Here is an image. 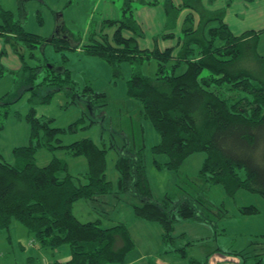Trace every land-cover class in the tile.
I'll use <instances>...</instances> for the list:
<instances>
[{
    "label": "trees",
    "instance_id": "obj_1",
    "mask_svg": "<svg viewBox=\"0 0 264 264\" xmlns=\"http://www.w3.org/2000/svg\"><path fill=\"white\" fill-rule=\"evenodd\" d=\"M178 11L171 0H166L169 19H175ZM201 14L196 28L192 15L185 17L182 36L174 46L140 48L138 39L143 37V30L127 0L121 18L91 23L82 49L86 56L99 58L114 70L121 64L133 69L126 81V97L139 104L141 120L148 122L159 137L150 151L166 160L161 163L154 159L156 168L176 173L189 156L202 153L204 159L195 178L209 186H220L230 197L244 190L264 199V55L256 52L258 35L264 30L234 35L223 21V9ZM3 17L0 37L11 36L15 42L22 43L29 58L35 57V49L47 45H53L55 51L72 49L64 38H41L24 31L20 22L12 21L9 12H3ZM173 36L161 34L163 39ZM251 50L262 64L263 72L259 76L244 68H231L246 53L252 54ZM20 59L23 65L15 73V81L26 91H33L25 116L30 134L27 145L13 149V163H7L0 154V229L7 230L16 222L33 236L39 249L53 251L68 247L69 260H53L48 264H125L127 254L135 248L126 224L119 222L104 227L100 220L81 222L73 213V205L79 200L93 202L116 192L118 198L128 195L135 219L160 226L164 248L187 257L183 249L172 246V232L177 220L200 216L198 200L184 195L168 210L162 200L167 198L171 203L174 195L166 193V197L154 198L145 173L143 149L134 157L124 154L117 158L114 168L118 177L116 184H112L106 176V155L112 146H99L90 138L67 145L61 143L59 137L76 132L82 118L59 128L51 125L52 118L35 114L34 105L48 103L56 92L66 90L76 96L73 82L66 76L67 70L62 68L65 75L61 76L53 65L43 62L32 67L26 65L24 55ZM150 61L156 63L151 77L139 70ZM37 69H44L47 74L33 87L30 83ZM6 72L0 64V80ZM42 86L50 87L51 91L37 97L35 88ZM2 127L0 122V133ZM41 148L60 149L69 157L84 158L86 172L75 177L69 173L67 163L56 157L39 166L35 154ZM239 211L242 215L258 213L255 206L240 207ZM118 242L121 244L117 245ZM253 259V264L263 262L262 255ZM187 264L206 262L189 258Z\"/></svg>",
    "mask_w": 264,
    "mask_h": 264
},
{
    "label": "rangeland",
    "instance_id": "obj_2",
    "mask_svg": "<svg viewBox=\"0 0 264 264\" xmlns=\"http://www.w3.org/2000/svg\"><path fill=\"white\" fill-rule=\"evenodd\" d=\"M126 1L0 0V24L5 19L3 12H9L12 21L20 22L24 31L41 38L52 36L64 38L67 40V45L72 47V49L62 48L60 51H55L53 45H47L43 49H35V57L29 58L22 43L15 42L11 36L0 38V64L7 70L0 80V122L3 126L0 133V154L3 160L13 163V149L27 145L29 142L30 127L25 121V116L30 109L29 99L33 91H26L18 81H15L17 79L15 73L23 65L20 59L21 54L24 55V62L27 66L34 67L44 62L46 65L55 66V72L61 76L65 75L62 73V68H65L66 76L73 82L76 96H72L69 91L62 90L54 93L48 103L34 105L36 116L52 118L53 127L65 128L78 118H82L76 132L59 137L63 145L90 138L99 146H112L113 154L108 158L106 155L108 180L116 175L118 177L115 168L112 169V158L116 157V161L117 157L124 154L130 157L135 156V148L132 149L131 146L126 148L122 144L124 136L127 138L128 134L132 136L131 132L137 142L138 131L136 130L145 126L139 116V104L126 97V81L133 69L127 64H121L117 70H114L103 60L86 56L82 49L91 23H99L104 19L121 18L122 7ZM171 1L179 9L175 19L172 17L169 19V16H166V0H130L134 18L140 22L143 30V37L138 39L140 48L163 49L174 46L178 38L182 36L184 16L186 17L189 13L192 15L194 28L199 24L201 13L223 9L226 23L235 34L264 29V0ZM171 23H174V26H171ZM168 32L174 34L173 38L163 39L161 36L159 38L156 36ZM258 36L256 52L264 55V33ZM253 55V53H246L231 68H244L255 76H259L263 72L262 64ZM38 70H35V77L30 86L35 87L40 84L47 74L44 69ZM139 70L143 75L151 77L156 71V63L146 62ZM35 89L37 97H43L51 91L47 86ZM92 93L103 94V96L91 95ZM17 97L19 100H15ZM2 103L11 104L4 107L1 106ZM5 111L7 114H3ZM17 114L19 118L16 117ZM111 130L113 137L109 134ZM145 133L147 137V132ZM100 138L103 144L100 143ZM135 142L134 145L137 144ZM142 154L144 155V151ZM54 157L64 160L68 164L69 172L73 175L82 172L87 167L84 158L69 157L64 150L47 151L41 148L35 154V160L39 166L47 164ZM203 159L202 153H195L181 164L176 173L170 170L173 175L180 177L177 182L180 188L167 190L169 195H174L170 199L171 203L166 200L167 198L162 200L168 210L184 195L189 196L193 201L198 200L197 210L200 216L177 220L172 232L174 240L172 246L183 249L185 255L187 254L185 258L173 254L166 248L159 251L157 237L152 231L143 230L140 226L130 223L129 211L132 213V209L126 206L129 205V198H124L125 195L119 196L125 205L121 204L116 209L115 203L111 204L112 209L111 207L106 209L102 205L98 206V203H102L101 201H94L98 206L96 207L97 212L93 211L89 215L101 219L102 224L108 226L113 224L112 219L126 225L129 224L138 240L139 238L142 240L141 237L144 238L143 245L139 243L137 248L128 253L125 263L129 257H138L143 252L144 256L138 259L137 264H187L189 258L205 260L206 264H253V258L260 257V255L263 256L261 264H264V238L261 237L264 236V199L244 190H238L230 197L220 186L204 184L203 181L194 177ZM157 177L159 178V174L153 178L151 183L154 188L161 182V179ZM116 181L117 178L111 183L115 185ZM183 189L190 194L182 191ZM165 194L153 197L158 199ZM106 196H109L111 201L113 198V202L118 199L116 192ZM74 205L78 219L86 220L87 213L81 212L82 206ZM244 206H255L258 213L242 215L239 209ZM121 207L127 209L123 210ZM18 225L20 224H17L18 228L0 229V264H48L51 258L59 256L57 250L39 249L33 236L24 227ZM120 244V242L117 243V245ZM61 249L67 252L69 250L67 246ZM157 252L160 254L157 255ZM207 254H209L208 257L205 256Z\"/></svg>",
    "mask_w": 264,
    "mask_h": 264
},
{
    "label": "crops",
    "instance_id": "obj_3",
    "mask_svg": "<svg viewBox=\"0 0 264 264\" xmlns=\"http://www.w3.org/2000/svg\"><path fill=\"white\" fill-rule=\"evenodd\" d=\"M147 3H150V2H147ZM184 18H185V16H184ZM223 21L226 23V16H224ZM137 22L140 24V22L138 20H137ZM140 26H141V24H140ZM227 26H228L229 30L232 32V30L230 29V27H229L228 24H227ZM261 30H264V29H261ZM168 33H172V32H168ZM168 33H165V34H168ZM233 34L234 35H239V34H235V33H233ZM156 36L159 38V36H161V35H156ZM0 38H3V37H0ZM168 39H171V38H168ZM165 48H167V47H165ZM139 116H140V111H139ZM140 119H141V117H140ZM143 124H145L144 128H141V129H137L136 130V131H138V136L136 138V141L137 142H135V140H134L133 132H131L132 136L131 135L129 136V134H128V138L126 136H124V139H122V138L121 139H122V144H124V147L130 148V146H131L132 149L135 148L134 149V153L135 154H136V151H138L139 149H143L142 151H144L143 161H144V165H145V173L147 175L148 183H149L150 189H151V191L153 193V196L156 197V195H159L160 196V195H162L164 193H167V190L168 189L175 188L177 186V182L179 180H177L178 179L177 176L176 175H173L172 172H170L168 170H162V169L156 168L155 164L153 163V160L154 159H156L157 161H159L161 163L164 162L166 159L163 156L154 155L150 151L151 147L159 142V137L153 131L151 125L148 122L143 121ZM145 132H147V137H146V133ZM109 134L112 137L114 136L112 130H111V133H109ZM99 141H100V143L103 144V142L101 141V138L99 139ZM134 142L137 143V144L134 145ZM114 153H116V152H114ZM111 154H113V150H110L108 152L107 158ZM115 159H116V157L114 159L113 158L111 159V164H112V169L113 170H114V164H115L114 161H115ZM86 169H87V167L84 168V170L82 172L76 173V175H73L70 172L69 173L71 175H73V176L76 177V176H79V175H82L83 173H85L86 172ZM106 170H107V168H106ZM68 171H69V167H68ZM157 174H159V178L157 177V179H161V182L158 184V186H156V188H154V187H152V184L151 183L153 182V178ZM107 178H108V176H107ZM112 178L114 180H112ZM112 178H110L111 180H109V181L113 183L116 180L117 175H116V177H112ZM154 189H156V191ZM102 197H104V198H102ZM102 197L101 198H98V200L102 202L101 204L98 203V206L99 205H102L104 208L106 207V209H108L107 207H109V208L111 207V209H112V207H113L111 205L112 203H115L114 204L115 209L118 208L121 204H124L123 203L124 201L120 197L118 199H116L114 202H113V198L111 196L110 197L112 198V201H111V199L108 198L109 196H106L105 195V196H102ZM127 197H128V195H125L124 198H127ZM74 204L81 205L82 206L81 212H84V213L86 212L87 213L86 214V217L87 218H85L86 220H83V221L80 220L81 222L95 221V220H100L101 221V219L89 215V214H92L93 211L97 212L96 207H98V206H96L97 203L95 204L94 201L92 202V201L79 200V201L75 202ZM126 206H128L129 208H131L130 205H126ZM121 208H123V210L124 209H127L125 207H121ZM106 209H104V210H106ZM100 211H103V210H100ZM129 212H130V218H129L130 219V223L136 224L135 226H140L141 228H143V230L152 231L154 233V235L157 237L156 239H157V242H158L159 251H162V249L164 248V245H163V243L161 241L162 230H161L160 226L157 223L147 222V221H142V220H137V219L134 218V216L131 213V211H129ZM73 213L76 216V218L78 219V216H77V214L75 212V205H73ZM112 221H113V224L112 225H114L115 223H119L120 222V221L114 220V219H112ZM142 222H144V223H142ZM17 224L18 223H16V222L12 223L11 226L9 227V229L10 228H18L17 227ZM101 224H102V221H101ZM127 225H128L129 233H130V235H131V237H132V239H133V241L135 243V248H137V246L139 245V243L141 245H143L144 238L141 237L142 240H140V238L138 240V238L135 237V235L133 234L132 230L130 229L129 224H127ZM18 226H20V225H18ZM102 226L109 227L108 225H104V224H102ZM20 230H22V229H20ZM22 232H24V231H22ZM57 253H58L59 256L57 258H51L52 260H50V262H52L53 260H57V261L64 262V261L69 260V258H70L69 250L67 252V251H64L61 248H59V249H57ZM159 254L160 253L157 252V255H159ZM146 255H148V254H146ZM143 256H144V253L142 252L140 254V256H138V257H129L127 263H125V264H137L138 263L137 262L138 259H142ZM126 258H127V256H126ZM50 262H48V263H50Z\"/></svg>",
    "mask_w": 264,
    "mask_h": 264
}]
</instances>
